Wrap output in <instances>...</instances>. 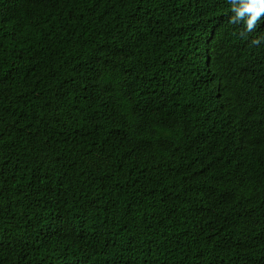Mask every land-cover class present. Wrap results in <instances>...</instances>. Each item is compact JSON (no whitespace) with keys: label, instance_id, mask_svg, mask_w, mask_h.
I'll return each mask as SVG.
<instances>
[{"label":"trees","instance_id":"trees-1","mask_svg":"<svg viewBox=\"0 0 264 264\" xmlns=\"http://www.w3.org/2000/svg\"><path fill=\"white\" fill-rule=\"evenodd\" d=\"M233 15L0 0V264H264V14Z\"/></svg>","mask_w":264,"mask_h":264},{"label":"clouds","instance_id":"clouds-1","mask_svg":"<svg viewBox=\"0 0 264 264\" xmlns=\"http://www.w3.org/2000/svg\"><path fill=\"white\" fill-rule=\"evenodd\" d=\"M231 11L234 13L230 17V22H244L246 30L251 31L264 14V0H230ZM261 39L256 38L251 41L253 45H260Z\"/></svg>","mask_w":264,"mask_h":264}]
</instances>
